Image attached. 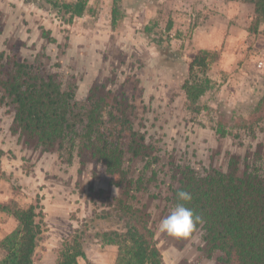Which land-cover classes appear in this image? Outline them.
I'll return each instance as SVG.
<instances>
[{"label":"rangeland","instance_id":"1","mask_svg":"<svg viewBox=\"0 0 264 264\" xmlns=\"http://www.w3.org/2000/svg\"><path fill=\"white\" fill-rule=\"evenodd\" d=\"M75 1L0 0V50L16 48L29 61L40 55L62 88L74 86L77 102L96 82L115 91L138 82L142 109L136 122L142 123L138 129L145 141L158 149L161 160L153 168L163 183L172 163L198 171L225 169L228 154L244 155L264 145V119H251L253 131L242 127L264 96V20L256 23L251 4L116 0L112 25L113 0H81L86 5L80 16L53 5ZM196 59L204 66L192 65ZM190 75L206 88L198 110L182 87ZM6 110L0 105V241L18 226L14 211L37 204L42 232L33 264H55L61 242L92 212L110 208L120 190L109 183L99 160L81 163L75 151L71 162H65L58 151L24 145L11 134L12 114ZM218 128L228 133L221 137ZM163 183L151 189L156 198L146 194L141 200L164 264H214L200 229L189 237L159 231L161 219L174 207L164 200ZM82 247L84 256L77 264H116V245L87 238Z\"/></svg>","mask_w":264,"mask_h":264},{"label":"trees","instance_id":"2","mask_svg":"<svg viewBox=\"0 0 264 264\" xmlns=\"http://www.w3.org/2000/svg\"><path fill=\"white\" fill-rule=\"evenodd\" d=\"M242 1L252 5L256 23L264 20V0ZM113 3L112 25L117 17L116 0ZM53 5L80 16L86 2ZM3 26L0 22V33ZM42 36L50 39L46 30H42ZM194 63L204 66L203 60L196 59ZM194 78L187 77L182 87L190 105L198 110L197 101L206 88ZM132 82L128 90L121 85L117 91L96 82L85 99L77 102L74 86L62 88L57 75L44 66L40 55L29 61L16 48L8 53L0 50V105L12 114L11 134L18 135L26 146L58 151L65 162H71L75 151L81 163L101 161L109 183L120 190L118 196L111 198L110 208L92 212L80 228L61 242L55 264H77L78 258L84 256L82 245L87 238L116 245V264H164L149 224V213L141 200L146 194L149 198L157 197L151 189L160 188L163 181L153 167L161 158L157 147L147 143L138 129L142 125L136 122L142 100L138 82ZM249 117L243 119L242 127L253 131L252 118L264 119V96ZM216 131L221 137L228 133L223 128ZM263 150L264 145L259 144L244 155L230 153L225 169L209 167L198 171L173 163L167 169L164 200L175 206L178 190L192 194L186 206L202 217L195 230H201L207 257L214 256V264H264ZM138 162L141 167L136 166ZM104 197L110 199L108 194ZM37 208V204H30L14 211L18 226L0 241L4 249L0 264H33L36 242L42 232ZM99 223L106 224L95 227Z\"/></svg>","mask_w":264,"mask_h":264},{"label":"clouds","instance_id":"3","mask_svg":"<svg viewBox=\"0 0 264 264\" xmlns=\"http://www.w3.org/2000/svg\"><path fill=\"white\" fill-rule=\"evenodd\" d=\"M176 196L178 202L169 214L161 219L159 231L175 237H188L202 222V217L186 206V202L192 199L190 192L178 190Z\"/></svg>","mask_w":264,"mask_h":264}]
</instances>
